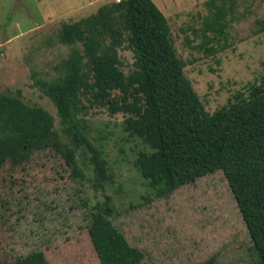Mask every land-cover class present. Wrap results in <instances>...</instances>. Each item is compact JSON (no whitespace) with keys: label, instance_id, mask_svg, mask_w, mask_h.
<instances>
[{"label":"rangeland","instance_id":"rangeland-1","mask_svg":"<svg viewBox=\"0 0 264 264\" xmlns=\"http://www.w3.org/2000/svg\"><path fill=\"white\" fill-rule=\"evenodd\" d=\"M121 0H0V92L21 90L23 101L47 110L59 128L52 102L32 86V75L50 79L71 47L58 41L63 23L80 21ZM168 19L185 75L208 113L264 81V0H236L227 42L205 45L201 27L208 0H152ZM121 26V25H120ZM126 40V39H123ZM223 46L217 54L209 48ZM81 47V44H77ZM128 77L137 57L127 41L117 49ZM110 104L83 97L78 114L90 145L107 158L109 181L97 190L91 152L77 151L84 173L74 179L59 153L43 146L24 161L0 168V264L41 252L49 264H100L89 230L91 210L109 198V220L143 264H259L251 236L221 171L158 196L140 171L139 154L150 153L129 127L138 121L131 97L113 89Z\"/></svg>","mask_w":264,"mask_h":264},{"label":"trees","instance_id":"trees-1","mask_svg":"<svg viewBox=\"0 0 264 264\" xmlns=\"http://www.w3.org/2000/svg\"><path fill=\"white\" fill-rule=\"evenodd\" d=\"M205 6L209 12L201 27L205 45L227 42L236 0H208ZM58 41L71 47L69 54L55 67L54 77L32 75V86L55 106L59 128L47 110L25 103L21 90L0 92V168L47 146L80 180L84 173L77 151L87 147L97 179L94 187L103 191L110 179L109 162L102 150L90 145L78 114L88 92L93 100L121 109L126 104L111 99V91L119 89L133 99L125 108L140 116L128 124L151 150L139 154V166L152 190L167 197L223 172L259 264H264V81L208 113L185 75L186 63L175 49L169 21L152 0H121L102 6L96 15L63 23ZM123 41L137 57L136 69L128 77L119 68L117 49ZM220 48L207 51L217 54ZM112 211L109 198L91 210L89 234L100 264H143L144 253L131 247L109 220ZM9 264L49 263L35 252Z\"/></svg>","mask_w":264,"mask_h":264}]
</instances>
